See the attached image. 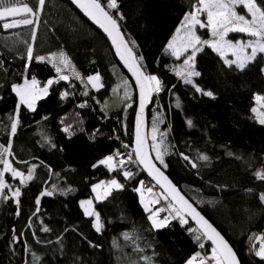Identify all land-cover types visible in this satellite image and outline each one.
<instances>
[{
  "label": "trees",
  "instance_id": "trees-1",
  "mask_svg": "<svg viewBox=\"0 0 264 264\" xmlns=\"http://www.w3.org/2000/svg\"><path fill=\"white\" fill-rule=\"evenodd\" d=\"M24 1L33 7L37 3ZM192 2L119 0L125 17L121 22L124 32L136 41L147 72L164 84V91L154 95L147 113L148 129L151 131L152 120L159 113L164 122L158 127L168 132L166 139L172 146L165 157L168 167L162 170L225 237L241 264H264L251 253L249 242L252 233L264 232V204L258 199V194L264 192V181L254 176L257 170L264 169V126L256 123L250 112L254 94H264V73L259 71L264 57L258 56L255 63L240 71L226 66L205 48L196 62L201 76L194 79L201 88L212 91L215 99L184 84L172 70L180 61L165 54L164 49L183 15L191 10ZM16 29L0 28V60L4 64L0 70V144L7 145L12 140V162L19 170L27 173L31 165L38 167L27 186L6 174L10 184L22 188V196L19 216L13 201L0 202V264H34L33 256L39 258L35 264H144V256L152 257L154 264H185L200 249L188 231L193 226H181L179 220H172L167 227H152L135 189L141 180L153 185L140 169L126 165L137 175L125 180L104 166L93 167L115 150L123 156L132 150L136 96L133 86L128 89L131 101L122 99L121 87L113 92L128 78L117 65L109 43L63 0H46L34 42L31 27L20 40L4 38L21 30ZM199 33L206 36L205 30ZM238 36L230 34L229 38ZM25 42L33 43L36 55L64 51L85 80L99 73L104 87L96 91L89 85V95L84 96V85L72 76L68 82L53 84L48 95L37 102L35 112L21 107V123L15 136L10 137L9 116L17 104L11 86L33 77L43 86L57 78L55 69L46 61L29 63L23 58ZM65 91L69 95L61 99ZM129 102L132 107L125 111ZM81 104L87 106L81 108ZM189 119L194 127L187 126ZM66 125L73 126L74 135L62 130ZM125 144L129 147L125 148ZM181 153L197 167L193 168ZM202 154L209 159L200 160ZM112 178L124 188L113 190L103 202L94 201L104 221L103 231L97 233L79 202L93 198L92 185ZM52 185L73 191L41 197L40 212L33 215L36 198ZM41 221L50 232L41 230ZM124 233L132 239L125 240ZM114 240L119 247L113 246ZM204 250L210 253L207 242Z\"/></svg>",
  "mask_w": 264,
  "mask_h": 264
},
{
  "label": "snow or ice",
  "instance_id": "snow-or-ice-1",
  "mask_svg": "<svg viewBox=\"0 0 264 264\" xmlns=\"http://www.w3.org/2000/svg\"><path fill=\"white\" fill-rule=\"evenodd\" d=\"M71 2L106 34L119 61L131 73V77L135 81V90L139 96V106L135 119L134 146L127 154V159L119 158L120 153L115 156L108 155L99 160L93 167L104 166L110 173H120L125 180L134 179L137 175L125 167L128 164H138L147 172L148 176L155 181V184L162 191L155 192V186H148L143 180L138 182L139 187L135 191L140 193V203L149 214L148 219L152 227L157 230L167 227L172 220H179L180 225L184 226L189 223V218H191L196 227L189 228L188 231L193 235V239L198 243L199 248L203 250L205 249V242H211L210 253L198 251L186 261V264H241L237 253L225 237L181 194L177 186L165 175L164 170L168 167L165 157L170 154L172 146L166 139L168 132L161 131L158 127L160 123L164 122L163 117L158 113L153 118L150 141L148 134L144 131L146 127L145 108L153 102L154 95L158 96L164 91V84L156 75L147 72L143 63L144 57L137 52L136 41L124 32L121 22L125 17L120 11L119 0H71ZM45 4L46 0H37L35 7L25 3L24 0H0V28L11 30L21 26H30L31 40L34 42L40 14L44 10ZM198 29H207L210 38H203L198 34ZM230 33L242 34L247 39L234 41L229 39ZM25 43L27 48L23 58L29 63L33 60L46 61L55 69L57 78L49 79L43 87L40 86V82L35 77L31 80L25 78L22 84L11 86L18 102L13 114L9 116L10 137L15 136L21 123V107L30 112H35L37 102L48 95L49 88L53 84L70 80L69 73L84 85L85 90L82 92L84 96L89 95V85L96 91L104 87L99 73L88 75L85 80L76 71L71 59L64 51L53 52L47 56L36 55L33 43ZM205 48L211 49L226 66H234L240 71H245L251 64L255 63L258 56L264 57V0H193L191 10L183 15L164 49L165 54L180 61V64L172 70L184 84L191 85L197 93L203 96L215 99L212 91L201 88L194 79L201 76V72L197 70L196 62L198 54L204 52ZM3 68V61L0 60V70ZM25 68L27 70L28 64L25 65ZM259 71L264 73V66ZM70 87H74V85L70 84ZM120 87L124 89L122 99L131 101L132 96L128 91L132 87L130 82L125 79L117 89H113V92H118ZM68 95L69 92L67 91L61 93V99ZM253 100L254 104L250 108L251 118L259 125L264 126V94H254ZM86 106V104L79 105L81 108ZM130 107L132 104L126 103L125 111ZM176 107H180L179 102H177ZM186 123L188 127H194L191 119L187 120ZM62 130L69 136L75 134L72 125H66ZM95 135L96 133H93V137ZM124 147L128 148L129 146L125 144ZM229 154L231 155V153ZM181 156L193 168L197 167V164L188 156L182 153ZM9 157L12 159L10 160ZM14 159L12 140L9 139L7 145L0 144V202L13 201L17 206L16 215L19 216L22 188L10 184L6 179V174H10L12 180L18 179L21 186H27L34 179L35 170L38 166L31 165L25 173L13 166L12 161ZM199 159L207 161L209 157L202 154ZM17 163L26 162L17 161ZM254 176L257 180L264 181V169L257 170ZM123 188L124 185L116 178L107 181L101 180L91 187V192L94 194L93 198L79 202L84 216L92 219V226L97 233L103 231L104 221L101 213L96 209L94 201L103 202L112 195L113 190H122ZM72 191L73 189L70 187L63 189L58 185H52L50 190L42 191L35 200L36 209L33 215L40 212L41 197L52 196L56 192L67 195ZM145 191L150 194L147 201L144 196ZM248 191L251 192L252 190L249 189ZM258 199L261 204H264V192L258 194ZM161 200L166 202L167 207L154 208L153 206L159 204ZM163 212H167L168 215L161 217L160 214ZM41 225L43 232L51 231L47 225L43 224V221H41ZM28 226L29 228L32 227L31 221ZM123 235L125 240L132 239L129 233ZM13 240H16L15 235ZM249 242L251 253L260 261H264V232L259 235L252 233ZM92 246L97 247L96 245ZM113 246L119 247L115 240ZM137 250L141 249L137 248ZM38 259V257L33 256L34 264ZM142 259L144 264H154L152 257L144 256Z\"/></svg>",
  "mask_w": 264,
  "mask_h": 264
},
{
  "label": "water",
  "instance_id": "water-1",
  "mask_svg": "<svg viewBox=\"0 0 264 264\" xmlns=\"http://www.w3.org/2000/svg\"><path fill=\"white\" fill-rule=\"evenodd\" d=\"M65 1L79 16L82 20H84L92 29H94L98 34H100L108 43H109V46H110V50L112 52V55L117 63V65L121 68V70L123 71V73L127 76L128 80L130 81L131 85L133 86V89H134V92H135V96H136V101H135V114H134V119H133V134H132V147L134 146V131H135V119H136V112L138 110V106H139V96H138V92L135 90V81L132 79L131 77V73L128 72V70L124 67V65L119 61L118 57L116 56L115 54V51L114 49L112 48L111 46V42L110 40L108 39V37L106 36V34L97 26L95 25L91 20H89L84 14L83 12H81V10L79 8L76 7V5H74L71 0H63ZM151 105L152 103H149L146 108H145V125L146 127L144 128V131L148 134L149 132V129H148V122H147V113L148 111L150 110L151 108ZM138 165V164H137ZM139 169L140 171L145 175V177L150 181V183L152 185L155 186V188L161 192L162 189H160V187L158 185L155 184V181L151 179V177L148 176L147 172L144 171L142 169L141 166H139ZM166 175V174H165ZM178 188V187H177ZM179 189V188H178ZM180 190V189H179ZM182 195H184L182 192H181ZM185 196V195H184ZM186 199H188L186 196H185ZM189 200V199H188ZM190 203H192L190 200H189ZM193 204V203H192ZM193 206L199 211V209L193 204ZM200 212V211H199ZM201 213V212H200ZM202 214V213H201ZM203 215V214H202ZM204 216V215H203ZM189 223L193 226V227H196L195 223L193 221H191V218H189ZM208 243V245L211 247V242L210 241H206Z\"/></svg>",
  "mask_w": 264,
  "mask_h": 264
},
{
  "label": "rangeland",
  "instance_id": "rangeland-1",
  "mask_svg": "<svg viewBox=\"0 0 264 264\" xmlns=\"http://www.w3.org/2000/svg\"><path fill=\"white\" fill-rule=\"evenodd\" d=\"M241 11H242V9H241ZM30 26H21V27H19V28H17V29H21V30H17V31H15L14 33H11L10 35H7L6 37H4L5 39H9V37H11V39H10V41H17V40H20V36L22 35V34H24L25 33V31H26V29L27 28H29ZM205 30V33H203V35H206L205 37L204 36H202L203 38H205V39H207V38H210L209 37V33H208V31H207V29H204ZM200 31H202V30H200V29H198V34L200 35ZM230 34H236V35H239L238 36V38L237 39H233L234 41L235 40H240V39H247V37L246 36H243L242 34H238V33H230ZM229 34V35H230ZM242 35V36H241ZM230 39V38H229ZM229 58H231V57H229ZM180 63H178V65H179ZM177 66V65H176ZM69 75L71 76V74L69 73ZM23 83V82H22ZM21 83V84H22ZM91 86V85H90ZM41 87H43V86H41ZM121 89H123L122 87H121ZM124 90V89H123ZM15 94V93H14ZM17 98V97H16ZM17 102H18V98H17ZM148 136H149V139L151 140V131H149L148 132ZM125 157L126 156H122V159H125ZM107 169V168H106ZM10 175V174H9ZM11 177V176H10ZM18 180V179H17ZM19 181V180H18ZM154 191L155 192H157V193H159V191L156 189V188H154ZM94 195V194H93ZM149 195L150 194H148L147 192H146V196H145V200L147 201L148 200V198H149ZM139 199H140V196H139ZM159 205V207H167V204H166V202L164 201V200H161L160 201V203L159 204H157V205H155V206H158ZM143 206V205H142ZM151 206V205H150ZM154 207V206H153ZM144 208V207H143ZM165 213V215H168V213L167 212H164ZM164 215V216H165ZM205 253H207V252H205ZM186 264V263H185Z\"/></svg>",
  "mask_w": 264,
  "mask_h": 264
},
{
  "label": "built area",
  "instance_id": "built-area-1",
  "mask_svg": "<svg viewBox=\"0 0 264 264\" xmlns=\"http://www.w3.org/2000/svg\"><path fill=\"white\" fill-rule=\"evenodd\" d=\"M25 2V1H24ZM26 3V2H25ZM17 18H21V17H17ZM117 153H120L118 150H115L114 152H112L111 153V155H113V156H115ZM128 154V153H127ZM127 154L125 155L126 157H125V159H127ZM122 153H120V157L119 158H121L122 159ZM131 165H135L136 167H138V165L137 164H131ZM139 168V167H138ZM144 196H146V191H145V193H144ZM199 251L200 252H202V253H205V250L203 249V250H201V249H199Z\"/></svg>",
  "mask_w": 264,
  "mask_h": 264
}]
</instances>
